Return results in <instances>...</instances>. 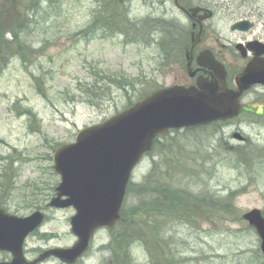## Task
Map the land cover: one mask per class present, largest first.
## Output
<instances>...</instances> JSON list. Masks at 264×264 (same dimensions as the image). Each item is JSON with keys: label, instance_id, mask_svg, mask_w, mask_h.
I'll return each mask as SVG.
<instances>
[{"label": "rangeland", "instance_id": "374dc122", "mask_svg": "<svg viewBox=\"0 0 264 264\" xmlns=\"http://www.w3.org/2000/svg\"><path fill=\"white\" fill-rule=\"evenodd\" d=\"M188 1L204 2L215 11L207 21L211 30L207 43L215 49L236 41L238 33L231 30V25L244 20L254 24L246 33L247 38L264 41V0ZM34 2L38 10L33 8ZM97 8L98 0H0L3 29L17 20L16 11L24 13L26 21L20 36L24 49L6 50L1 46L0 50L5 57L0 63V206L21 217L35 211L45 213L42 227L26 240L29 253L71 246L76 241L70 225L75 209L47 207L60 183V176L53 170L56 149L74 143L80 130L103 122L159 87L192 83L177 64L173 71L165 67L161 75L154 71L158 48L154 45L155 26L148 35L145 25L142 36L135 35L134 28L130 39L135 42L128 43L121 33H81L91 25ZM126 10L133 22L142 24L163 18L191 29L189 17L176 8L173 0H126ZM21 14L18 16L22 17ZM12 37L7 33L3 40ZM164 37L161 32L155 34L159 41ZM224 54L233 67L244 62L230 49H225ZM111 80L117 83L109 84ZM88 82H98L100 87L110 90L106 94L103 89L96 90L102 99L88 103ZM242 102V116L216 131L182 129L163 136L161 144L134 170L131 183L135 190L127 193L123 209L128 211L139 205L136 186L145 181L154 166L166 171L171 163L189 157L187 151H194L192 157L201 160L198 172L189 176L173 173L172 182L177 188L219 198L233 196L241 219L252 209L264 213V164H254L256 158L264 157V152L260 154L264 150V86L249 90ZM236 134L246 140H240ZM244 152L251 153L250 165L236 167L238 157L245 156L239 154ZM192 165L193 169V162ZM234 219L236 216L223 218L219 212L191 222L173 220L162 231L163 238L173 242L166 254L171 262L175 256L173 264H264L262 253L256 252L260 249L259 236L245 220ZM110 240V232L97 233L83 264H107ZM131 258L133 264H171L140 244L130 249ZM123 259L124 250H120L119 260ZM44 264L59 263L49 260Z\"/></svg>", "mask_w": 264, "mask_h": 264}, {"label": "water", "instance_id": "95a60500", "mask_svg": "<svg viewBox=\"0 0 264 264\" xmlns=\"http://www.w3.org/2000/svg\"><path fill=\"white\" fill-rule=\"evenodd\" d=\"M174 3L186 10L181 0H174ZM201 10V7H193L186 12L194 19ZM208 11L209 15L199 17V23L211 16V10ZM251 27L252 23L244 20L233 24L232 30L247 31ZM202 30L201 24L192 41V49L200 41ZM261 55L264 51L258 52L235 76V88H229L224 64L208 51L199 56L197 62L200 67L213 71L212 77L199 76L195 85H175L153 92L103 122L80 130L74 143L58 147L53 156V170L61 181L47 206L75 209L70 225L77 241L68 248L46 250L29 261L24 254V243L42 225L44 212L35 211L21 217L0 207V251L12 255L10 262L0 264H39L51 256L68 264L75 263L88 251L99 228L113 227L121 218L133 172L144 155L152 150L158 136L172 129L227 122L241 115L244 92L254 85L264 86ZM188 71L191 77L197 72H191L190 61ZM236 136L243 139L241 134ZM243 219L255 228L264 255L263 212L252 209L243 214Z\"/></svg>", "mask_w": 264, "mask_h": 264}, {"label": "trees", "instance_id": "16d2710c", "mask_svg": "<svg viewBox=\"0 0 264 264\" xmlns=\"http://www.w3.org/2000/svg\"><path fill=\"white\" fill-rule=\"evenodd\" d=\"M39 1V0H35ZM44 2L49 0H43ZM31 4V3H30ZM33 8L39 9L37 3H33ZM126 0H98V8L93 16V21L87 30L81 33H88L89 30H104L110 31L112 33H121L126 37V42H135L130 39L132 32L134 33V28L136 29L135 35L142 36L145 34L144 26L149 29H153L155 34L163 33L165 35L164 39H155L154 42H178L187 43L189 42V31L179 25L173 24L171 21H167L163 18L150 19L145 23L133 22L129 19L127 10L125 11ZM17 15V20H14L10 27L3 29L0 26V50L1 46L5 47L6 50H20L24 49L23 43L20 40L21 32L23 30V25L25 24L24 13L14 12ZM21 14L22 17H19ZM130 27L132 29H130ZM157 27V30H156ZM174 29V30H173ZM160 31V32H159ZM11 33L13 35L12 39H5V34ZM153 35V33H151ZM3 40V41H1ZM23 60H26L22 56ZM5 61V57L2 56L0 63ZM116 80L109 81V84H116ZM88 87L85 89L87 94L86 101L98 102L102 99V94H97L96 90L103 89V94H106L110 89H104L98 85V82H88ZM125 88L121 85L120 88ZM144 97V96H143ZM142 97V98H143ZM141 98V97H140ZM129 104H133L130 102ZM226 124L223 122H214L207 126L187 128L188 130H206L211 128L213 131L218 130L221 125ZM168 134V133H166ZM166 134L162 135L165 136ZM160 139L155 140L154 148L161 144ZM180 149V147H179ZM200 151V149H199ZM189 157L182 159V161L176 164L171 163L168 170L161 171L157 166H154L149 174L144 178L145 181L136 186L138 197L140 198V203L138 206L133 207L131 210L125 211L122 209L121 219L117 225L110 230V260L107 264H133L132 258L130 259V249L135 244H140L149 252H154L156 257L162 255L165 261L168 262L171 258L166 254L168 247L173 244L169 240L163 238L162 231L164 227L171 223L173 220H183L187 222L197 220L200 218H211L216 216L219 212L223 218L236 216L233 221H242L239 214H237L236 208L233 202V196L226 198H219L218 196H209L195 194L188 191L186 188H177L172 182L173 173H183L185 176H189L191 173L196 175L199 169V162L201 161L198 157L193 158L194 151H187ZM254 153L258 151L253 149ZM264 150L260 153H262ZM151 153V152H150ZM148 153V154H150ZM239 155H245L238 157L239 164L236 167L249 166L252 160L251 153L244 152ZM175 159V158H174ZM176 160V159H175ZM194 163V168L192 169ZM256 167L264 164V157L256 158L254 162ZM168 172H171L169 174ZM3 175H0L2 177ZM172 178V179H171ZM135 185L129 184L127 193L134 192ZM254 231V227L249 226ZM176 244V242H174ZM107 249V248H106ZM124 250V259L119 260V252ZM259 255L260 249L256 251ZM263 256V255H262ZM264 257V256H263ZM260 258V257H259ZM175 259V256L172 257ZM156 264V263H154Z\"/></svg>", "mask_w": 264, "mask_h": 264}, {"label": "flooded vegetation", "instance_id": "af4514ba", "mask_svg": "<svg viewBox=\"0 0 264 264\" xmlns=\"http://www.w3.org/2000/svg\"><path fill=\"white\" fill-rule=\"evenodd\" d=\"M181 5L184 6L186 9H189L190 7L193 6H200L203 7L204 9L199 12V14L197 15V17L200 16H207L209 15V11L207 9H210L212 12V15L209 18H206L203 20V30H202V35L200 37V41L198 44L195 45L194 49L192 50L191 47V37H193V39L195 38V35L198 33V29H199V23L197 24L196 27H193V21L190 20L191 23V30H190V36L189 39L190 41L187 43H176V42H154V45H156L158 48L156 49L155 52V67H154V71L158 72L159 75H161L163 73V70L165 67H170L169 70L173 71L174 69L172 68L173 66H175L176 64L179 67H182V69H184L186 71V73L189 76V71H188V62H191V72L193 71H197L195 76L191 77V81L192 83L187 84V83H176V84H182V85H193L196 83V80L199 76H204V77H212V73L213 71L209 70L208 68H202L199 67L197 61L199 56L207 53L208 51H210L213 54V57L221 62L222 64H224L226 71H227V83L228 86L231 88H234V77L237 73H239L246 65L247 63L252 60L253 58L256 57L257 53L260 51H264V41L262 42V40L257 37L252 38V39H248L246 33L251 31L254 28V24L253 27H251L249 30L247 31H241V30H233V32H237L238 36L236 37V41H232V44L230 45H225L222 44L220 46V49H215L213 46H210L207 41L210 38V28L207 25V21L210 20L211 18L214 17L215 15V11L211 8V6L209 4H206L204 2H199L197 4L195 3H191L188 0H182ZM185 15H187L185 13L184 10H181ZM232 30V29H231ZM195 32V35L194 33ZM218 40V39H217ZM261 40V41H259ZM261 42V44H257L255 42ZM241 45V47H239ZM225 49H230L232 50V52L234 51L236 53L237 57H242L244 62L241 66H235L233 67L231 62L227 60V57L224 54V50ZM260 55V54H259ZM260 57H262L264 59V55H261ZM191 58V59H190ZM180 62V63H179ZM175 85V84H173ZM257 87L254 86L253 88ZM162 88V87H161ZM251 88V89H253ZM243 107L244 103H243ZM106 231L107 233H109V229L108 228H101L99 230V232H104ZM31 236V235H30ZM94 243V241H93ZM93 244L91 246V249L83 256V258H80L79 260H77V262H75L74 264H83L84 259L86 257H88V255H90V251L92 250ZM51 248V247H49ZM48 249V248H46ZM45 249H38V250H34V251H27V249L25 248V254L28 255L27 258H29L30 260H34L36 258H38ZM166 253V252H165ZM12 259V255L8 252H3L0 251V262H8L11 261ZM49 260H55L58 261L59 264H66L54 257H50L49 259L45 260L46 262ZM44 261V262H45ZM44 262L39 263V264H44Z\"/></svg>", "mask_w": 264, "mask_h": 264}]
</instances>
